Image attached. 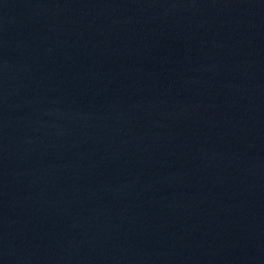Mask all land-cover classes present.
I'll return each instance as SVG.
<instances>
[{"label": "water", "instance_id": "95a60500", "mask_svg": "<svg viewBox=\"0 0 264 264\" xmlns=\"http://www.w3.org/2000/svg\"><path fill=\"white\" fill-rule=\"evenodd\" d=\"M0 264H264V0H0Z\"/></svg>", "mask_w": 264, "mask_h": 264}]
</instances>
